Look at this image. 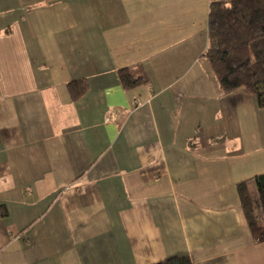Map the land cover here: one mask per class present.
<instances>
[{
	"label": "crops",
	"instance_id": "obj_1",
	"mask_svg": "<svg viewBox=\"0 0 264 264\" xmlns=\"http://www.w3.org/2000/svg\"><path fill=\"white\" fill-rule=\"evenodd\" d=\"M211 1L0 0V264H264V108L204 55Z\"/></svg>",
	"mask_w": 264,
	"mask_h": 264
},
{
	"label": "trees",
	"instance_id": "obj_2",
	"mask_svg": "<svg viewBox=\"0 0 264 264\" xmlns=\"http://www.w3.org/2000/svg\"><path fill=\"white\" fill-rule=\"evenodd\" d=\"M205 57L224 92L245 87L264 108V0L211 1ZM123 87L144 78L119 70ZM251 235L264 241V173L236 184ZM155 264H191L186 255H174Z\"/></svg>",
	"mask_w": 264,
	"mask_h": 264
},
{
	"label": "built area",
	"instance_id": "obj_3",
	"mask_svg": "<svg viewBox=\"0 0 264 264\" xmlns=\"http://www.w3.org/2000/svg\"><path fill=\"white\" fill-rule=\"evenodd\" d=\"M112 119V117L109 118V120Z\"/></svg>",
	"mask_w": 264,
	"mask_h": 264
},
{
	"label": "rangeland",
	"instance_id": "obj_4",
	"mask_svg": "<svg viewBox=\"0 0 264 264\" xmlns=\"http://www.w3.org/2000/svg\"><path fill=\"white\" fill-rule=\"evenodd\" d=\"M212 1H218V0H212Z\"/></svg>",
	"mask_w": 264,
	"mask_h": 264
}]
</instances>
